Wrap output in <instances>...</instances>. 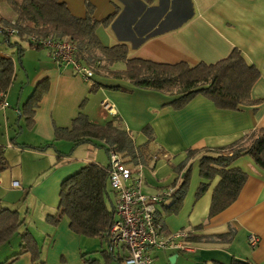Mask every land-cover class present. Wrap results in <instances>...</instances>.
Listing matches in <instances>:
<instances>
[{"label":"crops","instance_id":"1","mask_svg":"<svg viewBox=\"0 0 264 264\" xmlns=\"http://www.w3.org/2000/svg\"><path fill=\"white\" fill-rule=\"evenodd\" d=\"M62 1L77 17L85 16L89 2L96 20L106 18L117 7L108 24L97 26L96 35L107 47L124 44L128 58L209 64L238 48L246 62L259 70L250 96L261 101L227 110L198 94L182 108L174 109L168 105L173 96L137 88L125 79L110 76L94 74L85 81L70 65L58 64L49 48L30 46L26 40L11 35V42L20 43V55L19 47L7 45L5 34L0 31V54L10 56L15 69L8 89L0 94V100L7 102L6 107L0 106V147L8 164L7 169L0 171V209L17 210L23 219L16 234L0 246V262L19 250L20 237L27 231L40 248L39 264H84L81 255L87 257L94 251L88 249L84 236L70 230L66 217L57 226L45 221L46 215L58 207L61 182L94 161L93 150L89 157L79 152L73 156L75 149L68 154L69 149L61 144L63 140L54 139V128L70 127L79 112L95 124H104L114 116L119 118L143 155V163L136 167L127 165L142 173V191L148 195L158 194L177 182L179 175L171 164L181 163L187 149L223 147L264 127V0ZM0 18L15 19L5 0H0ZM23 42L34 52L28 61L20 60L26 53ZM123 68V62L110 67ZM45 79L49 81L48 91L35 108L33 125L27 127L22 106ZM103 100L110 104L111 111L103 108ZM147 125L151 127L150 137L142 132ZM58 143L60 149L53 150L52 146ZM228 168L244 171L246 181L236 200L209 218L212 192L219 177H200L199 161L193 159L182 206L177 213L162 215V225L166 232L186 230L194 249H151L156 264H229L233 258L264 264V170L249 155L236 158ZM12 181H18L20 186L13 187ZM202 182L208 187L196 197ZM111 198L115 202L112 192ZM158 209L161 212L162 207ZM230 230L233 235L229 240L219 238ZM250 234L258 236L255 246L248 242ZM100 240L115 258V247H110L105 238ZM124 251L123 258L118 252L116 255L123 262L127 255ZM102 258L99 260L105 263L103 254ZM14 264H30L29 254Z\"/></svg>","mask_w":264,"mask_h":264},{"label":"trees","instance_id":"2","mask_svg":"<svg viewBox=\"0 0 264 264\" xmlns=\"http://www.w3.org/2000/svg\"><path fill=\"white\" fill-rule=\"evenodd\" d=\"M15 14L12 21L0 18V31L5 34V42L9 46H18L20 55L22 48L19 42H11L5 30L14 28L15 36L26 40L30 46L39 48L31 38L68 41L75 46L74 59L93 71V75L110 76L125 79L133 86L141 89L154 90L173 96L168 103L174 109L185 106L194 96L201 94L209 98L219 109L237 110L241 105H254L261 100L250 96L252 85L258 79L259 70L253 64H248L238 48H233L230 54L214 63L198 62L189 65L184 61L176 63H160L143 58H128L127 47L117 44L110 47L102 45L96 35L99 24H108L117 12L115 10L106 18H93V6L86 2L84 17L73 15L62 0H5ZM116 62H123L122 70H112ZM15 74L14 62L10 56L0 54V94L11 84ZM93 77V76H92ZM91 77V78H92ZM48 79L40 82L22 106L21 113L27 127L34 123L35 108L43 95L48 91ZM119 89L118 87H114ZM93 88H90L92 91ZM148 137L151 127L142 129ZM55 140H67L74 145L90 143L103 148L105 152L120 154L123 161L136 167L144 162L139 154L133 138L121 126L118 117L114 116L104 124H95L79 112L72 120L70 127H55ZM185 159L178 165L171 164L178 173L177 182L173 184V193L169 203L161 204L156 216L162 222V215L177 213L188 189L191 164L193 159L199 161L200 177L212 180L218 176L219 181L213 189L208 217L216 215L239 195L247 174L239 168H228L230 164L242 155H249L256 165L264 170V127L245 133L240 139L218 148L187 149ZM8 164L0 147V171L7 169ZM106 166L95 161L88 162L75 174L61 182L59 204L56 211L47 214L45 221L57 226L66 217L69 228L80 236L104 238L105 232L114 221V204ZM206 183H200L196 197L207 189ZM23 224L17 210L0 209V246L10 241ZM231 230L221 239H230ZM105 263L97 258L81 255L84 264H106L113 255L102 251ZM29 254L30 264L40 263V248L34 237L27 231L20 237L19 250L0 264H14L22 255ZM120 264V259L117 258ZM207 264H222L216 261ZM229 264H249V262L233 258Z\"/></svg>","mask_w":264,"mask_h":264},{"label":"built area","instance_id":"3","mask_svg":"<svg viewBox=\"0 0 264 264\" xmlns=\"http://www.w3.org/2000/svg\"><path fill=\"white\" fill-rule=\"evenodd\" d=\"M5 32L9 36L16 34L14 28H8ZM31 40L39 46L49 48L58 64L71 65L75 73L81 74L85 81L91 80L93 71L75 61V46L72 43L51 39ZM0 106L6 107L7 102L0 100ZM102 106L111 111V106L106 100L102 101ZM106 170L110 189L116 199L114 221L105 232L104 238L110 247L121 246L126 250L124 264H156L151 249H194L188 241L189 233L186 230L166 232L156 216L158 206L166 203L171 197L173 187H168L158 194L144 193L142 173L128 166L116 152L108 153ZM11 185L15 188L20 186L18 181H12ZM258 240L255 234L248 237L251 246H255Z\"/></svg>","mask_w":264,"mask_h":264},{"label":"rangeland","instance_id":"4","mask_svg":"<svg viewBox=\"0 0 264 264\" xmlns=\"http://www.w3.org/2000/svg\"><path fill=\"white\" fill-rule=\"evenodd\" d=\"M23 47L25 48L24 50L26 53L24 56H22L20 58V60L25 59V61H28L29 58H33L34 52L29 49L27 42H23ZM116 67H119V65H116ZM77 75H79L83 79L81 74L77 73ZM88 81H90V80H88ZM61 144H64V149H67V150L69 149L67 152L68 154L71 153V149H75L72 152L73 156H75L77 154V152H79V153L85 155L86 157H89L90 156V154H89L90 150H93L95 162L96 161L101 162V163H103L104 166H106L108 163V157H107V154L103 148L93 147L89 144L73 145V143H71L70 141H67V140L61 141ZM52 147H53L52 148L53 150L60 149V148H58V147H60V143H58V145H54ZM112 195H113V193H112ZM83 238H84V240L88 241L87 245H88V247H90L88 249H94V251L92 250L90 253L86 254L87 257L88 258H98V259L103 261L101 251L109 252V250L105 247V243L103 241L101 242L100 238L86 237V236H84ZM117 252L119 253L120 258H123V255L125 253L124 249L121 246H116L114 248L115 258L109 259L108 262H106V264H119V262L117 261V258H119V257L116 256ZM120 264H124L123 259H120Z\"/></svg>","mask_w":264,"mask_h":264},{"label":"water","instance_id":"5","mask_svg":"<svg viewBox=\"0 0 264 264\" xmlns=\"http://www.w3.org/2000/svg\"><path fill=\"white\" fill-rule=\"evenodd\" d=\"M111 251V250H110Z\"/></svg>","mask_w":264,"mask_h":264}]
</instances>
